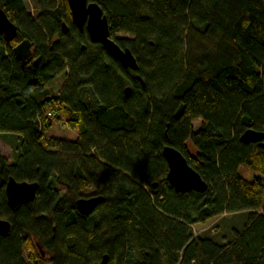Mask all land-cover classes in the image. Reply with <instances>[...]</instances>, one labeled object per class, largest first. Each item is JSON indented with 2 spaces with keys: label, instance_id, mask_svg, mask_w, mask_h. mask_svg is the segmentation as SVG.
Masks as SVG:
<instances>
[{
  "label": "trees",
  "instance_id": "1",
  "mask_svg": "<svg viewBox=\"0 0 264 264\" xmlns=\"http://www.w3.org/2000/svg\"><path fill=\"white\" fill-rule=\"evenodd\" d=\"M34 1L36 17L25 0H0L18 28L11 44L0 36V137L12 149L11 161L0 153V216L12 224L0 264H99L106 254L108 264H264V142L240 140L264 133V0H89L137 71L76 28L67 0ZM23 40L36 65L15 59L10 45ZM63 119L75 140L47 135ZM165 146L184 155L205 193L170 186ZM10 177L39 184L16 213ZM86 189L104 200L82 216L75 202ZM242 212L226 244L194 237L193 227Z\"/></svg>",
  "mask_w": 264,
  "mask_h": 264
},
{
  "label": "water",
  "instance_id": "2",
  "mask_svg": "<svg viewBox=\"0 0 264 264\" xmlns=\"http://www.w3.org/2000/svg\"><path fill=\"white\" fill-rule=\"evenodd\" d=\"M71 19L73 24L80 32L87 31L90 39L94 43L103 45L106 51L115 58L125 69L137 71L139 63L137 57L130 49H122L110 37V24L108 17L104 14L102 8L96 2L89 0H67ZM63 32L68 31L66 23L62 24ZM18 35L17 26L10 20L6 12L0 8V36L10 43L16 39ZM33 45L23 40L14 49L16 59L24 68L32 53ZM38 60L35 61L37 63ZM130 88L125 90V94H129ZM244 144H253L264 142V133L254 130L246 131L240 138ZM168 165V173L166 180L170 186L181 194L196 192L203 194L209 186L188 163L184 155L177 149L165 146L162 151ZM39 184L37 182H19L13 177H10L6 183V199L9 208L16 213L22 206L34 202ZM104 200L103 196L82 197L75 202L76 210L82 216H88L92 213L95 207ZM12 230V224L8 219L0 218V236L8 237ZM55 230V229H54ZM42 256H45L43 251ZM109 256H103L99 264H108Z\"/></svg>",
  "mask_w": 264,
  "mask_h": 264
},
{
  "label": "rangeland",
  "instance_id": "3",
  "mask_svg": "<svg viewBox=\"0 0 264 264\" xmlns=\"http://www.w3.org/2000/svg\"><path fill=\"white\" fill-rule=\"evenodd\" d=\"M25 6L27 11L34 17L39 12V9L36 6L34 0H25ZM67 72L60 75L56 79H54L51 83L46 87L47 92L50 95H59L62 89L65 86L67 81ZM201 121H196L193 123L195 131L200 128ZM2 135V134H1ZM0 135V136H1ZM49 137H61L66 138L68 140H75L77 137V132L75 130H71L67 127L65 120L62 121H53L51 128L47 134ZM0 153L2 156L7 158L8 160H12V149L11 147L4 143L0 137ZM241 176L247 181H252L251 172L245 167L240 168ZM62 194H66L65 189L59 190ZM97 191L94 189H86L83 192V196L88 197L96 194ZM9 212H6L0 216V218H8ZM247 213H234V214H224L217 221L209 224L207 227L203 229H199L198 227H193L194 237L201 238L202 240H208V242L216 243V244H226L227 242L233 239V234L235 230H241L246 222ZM24 255L26 256V252L24 251ZM45 257V256H44ZM63 264H72L69 258L62 259Z\"/></svg>",
  "mask_w": 264,
  "mask_h": 264
},
{
  "label": "flooded vegetation",
  "instance_id": "4",
  "mask_svg": "<svg viewBox=\"0 0 264 264\" xmlns=\"http://www.w3.org/2000/svg\"><path fill=\"white\" fill-rule=\"evenodd\" d=\"M8 44H11V42L10 43H8ZM11 46V48L13 49V53H14V49L18 46V44H16L15 46H12V45H10ZM32 55H31V57H30V59H29V61H28V63H27V65H29V64H34V65H36L37 63H35V61L36 60H34V54H33V47H32V53H31ZM14 56H15V53H14ZM15 59H16V56H15ZM17 60V59H16ZM18 61V60H17ZM19 62V61H18ZM7 200V199H6ZM7 205H8V203H7ZM25 206V205H24ZM9 207V206H8ZM10 209V208H9ZM20 210V209H19ZM18 210V211H19ZM10 211H11V209H10ZM17 211V212H18ZM12 212V211H11ZM14 213V212H13ZM39 248V250H40V252L41 251H43L40 247H38ZM41 254H42V252H41Z\"/></svg>",
  "mask_w": 264,
  "mask_h": 264
}]
</instances>
